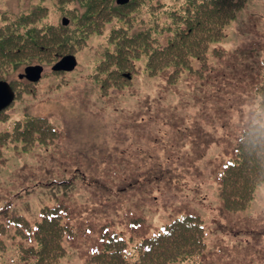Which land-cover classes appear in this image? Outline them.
I'll list each match as a JSON object with an SVG mask.
<instances>
[{
	"label": "rangeland",
	"instance_id": "374dc122",
	"mask_svg": "<svg viewBox=\"0 0 264 264\" xmlns=\"http://www.w3.org/2000/svg\"><path fill=\"white\" fill-rule=\"evenodd\" d=\"M40 3L42 21L72 20L58 0H0V14L13 20ZM109 33L74 49V72L46 66L41 82L13 84L16 101L0 114V264L30 248L9 221L22 215L36 224L49 205L67 207L62 223L73 230L59 264H87L99 237L140 242L192 213L204 219L207 247L179 264H264V184L240 212H229L220 194L261 81L264 0H247L213 44L226 51L221 63L211 57L202 74L186 71L176 84L152 77L141 58L119 85L104 63ZM26 63L0 77L17 79ZM38 117L50 119L42 118L52 132L30 139L24 123Z\"/></svg>",
	"mask_w": 264,
	"mask_h": 264
},
{
	"label": "trees",
	"instance_id": "16d2710c",
	"mask_svg": "<svg viewBox=\"0 0 264 264\" xmlns=\"http://www.w3.org/2000/svg\"><path fill=\"white\" fill-rule=\"evenodd\" d=\"M246 1L130 0L119 6L117 0H58L62 15L68 13L72 18L69 26L42 21L47 8L41 3L13 20L5 11L0 14V76H8L23 62H28L23 67L43 64L49 54H59L56 61L74 53L88 36H102L109 31L111 48H107L104 63L109 64L107 73L114 74L112 78L119 85L127 81L124 72L133 70L135 60L141 58L147 61L146 70L152 76L165 74L168 82L176 84L186 70L199 67L200 63L203 68L213 50L218 57L224 55L225 51L213 48V44L224 38L225 27ZM261 71L254 94L259 104L264 99V69ZM37 120L24 123L25 133L32 134L30 139L35 133L43 136L52 132L51 124ZM248 124L240 135L237 156L221 178L222 199L230 212L249 207L255 189L264 183V166L252 154L253 147L260 144L256 154L264 160V130L255 127L252 119ZM62 211L59 207L44 209L43 220L31 232L36 246L29 251L37 258L31 264H56L62 258L64 238L73 235L70 226L62 223ZM16 219L21 220L18 225L31 229L25 218ZM101 242L88 264H177L193 260L206 249L202 219L194 215L176 220L166 231L145 238L138 245L129 246L118 234H107Z\"/></svg>",
	"mask_w": 264,
	"mask_h": 264
},
{
	"label": "water",
	"instance_id": "95a60500",
	"mask_svg": "<svg viewBox=\"0 0 264 264\" xmlns=\"http://www.w3.org/2000/svg\"><path fill=\"white\" fill-rule=\"evenodd\" d=\"M129 0H119L118 3L125 4ZM65 24H68V19L64 20ZM76 59L73 56H67L60 61L54 68V71H72L76 68ZM44 67L32 66L26 69L25 75H21V78L27 77L31 82H38L42 78ZM15 93L11 86L7 82L0 81V111L7 108L14 101Z\"/></svg>",
	"mask_w": 264,
	"mask_h": 264
},
{
	"label": "clouds",
	"instance_id": "9594fccd",
	"mask_svg": "<svg viewBox=\"0 0 264 264\" xmlns=\"http://www.w3.org/2000/svg\"><path fill=\"white\" fill-rule=\"evenodd\" d=\"M252 116V124L261 129L264 130V99L261 100V103L259 106L251 113ZM262 140H264V137H261ZM260 148V144H256L253 147V155L256 157L257 161L261 163L262 166H264V160H261V157L256 154V151Z\"/></svg>",
	"mask_w": 264,
	"mask_h": 264
}]
</instances>
